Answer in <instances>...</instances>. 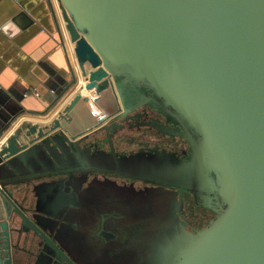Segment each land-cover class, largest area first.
Returning a JSON list of instances; mask_svg holds the SVG:
<instances>
[{"label": "water", "instance_id": "obj_1", "mask_svg": "<svg viewBox=\"0 0 264 264\" xmlns=\"http://www.w3.org/2000/svg\"><path fill=\"white\" fill-rule=\"evenodd\" d=\"M58 1L81 71L89 62L91 82L108 78L119 107L69 134L61 119L82 98L76 93L51 123L8 134L21 111L0 106V264H24L17 257L35 244L43 246L35 264H69L74 252L91 264H264V0ZM67 64L70 78L52 86L51 107L78 82L69 56ZM143 83L199 134H182L188 158L120 153L110 131V150L80 143L109 129L128 110L127 85ZM95 170L157 185L123 199L115 180L87 182ZM21 185L34 203L15 197ZM185 189L222 201L208 226L183 215ZM85 225L103 227L106 248L72 240Z\"/></svg>", "mask_w": 264, "mask_h": 264}, {"label": "crops", "instance_id": "obj_2", "mask_svg": "<svg viewBox=\"0 0 264 264\" xmlns=\"http://www.w3.org/2000/svg\"><path fill=\"white\" fill-rule=\"evenodd\" d=\"M55 13L63 27L65 45L61 44L55 27ZM73 46L64 28L58 0H0V106L10 105L21 111L8 134L28 123H51L76 93H81L82 98L61 119L69 134L89 129L117 107L111 81L104 78L91 82L88 77L94 68L86 62L87 75L83 74ZM67 56L75 63L78 82L51 107L56 97L52 86H59L61 79L70 78ZM85 97L89 99L84 100ZM108 104L114 106L110 108ZM48 108V113L43 114ZM100 129L103 128L82 137L80 143L96 140ZM25 191L24 185L15 187V197L24 203L25 198L28 203H34L32 189L28 190V197L24 196ZM17 259L27 263L26 253L22 251Z\"/></svg>", "mask_w": 264, "mask_h": 264}, {"label": "flooded vegetation", "instance_id": "obj_3", "mask_svg": "<svg viewBox=\"0 0 264 264\" xmlns=\"http://www.w3.org/2000/svg\"><path fill=\"white\" fill-rule=\"evenodd\" d=\"M127 97V108L128 110H122L119 117L114 121V122H110L111 120H109V122H107V125L109 126V129H107L104 125V136L102 137V139H96L94 141H91L89 146L92 149H96V148H106L108 150L111 149V141H110V137L108 136V132L110 131L112 134V142L114 145V148L116 151L120 152V153H125V152H132V151H147V152H152V151H168L165 148H159L156 147L155 145H148V144H142L140 146H138L137 148L134 149H120L117 147L116 145V138L117 135L123 131V130H130V131H134V130H141V129H147L148 131H152V132H158L159 134H168V135H172V136H177L179 138H181L184 142H186L188 144L189 147V154L184 157V158H178V159H186L190 156L191 154V145L189 143V141L187 140V138L182 135L183 133H185V128L183 127V120L175 117V122L172 121L171 119L168 118H164L161 115L155 113V109L153 108L155 101H157L155 99V94L153 92V90L146 84H142L141 86H131V85H127L126 90L124 91ZM119 105H117V107L111 112H115L116 110H118ZM102 126H100L99 128H101ZM167 126L171 127L172 129H174L175 131L179 132L180 134H176V133H170L167 130ZM98 129V128H97ZM114 129V132H113ZM125 139L127 140H131L132 137L127 135L125 137ZM133 140V139H132ZM170 152V150L168 151ZM171 153V152H170ZM172 154V153H171ZM173 155V154H172ZM174 156V155H173ZM177 158V157H176ZM107 178L109 179H113L117 182V184L119 186H117L118 190H117V194L122 196L123 199L124 198H128V196L131 194H133V192H138L140 189H145L146 186H153V185H157L154 184L151 181H146L144 179H135L132 177H128L125 175H113V174H109V173H103L101 171H90L89 175H88V180L87 182H91L93 180H103V181H107ZM86 182V183H87ZM132 184L135 185V187L132 186ZM133 188V189H132ZM136 190V191H134ZM105 193H109V192H105ZM206 194V193H205ZM181 195L184 198V207H183V215L192 223L193 227L196 228H200L197 225L194 224V222L185 214V210L187 208V204H189V201L191 200L192 203L197 206V207H201L202 209L208 211V213H205V215H209L211 214L213 217L217 215L218 211L217 209H219L221 207V205L223 204L222 201L219 198H215L214 194H209V195H204L202 196L200 193L197 194L196 192L190 191V190H183L181 192ZM101 196H106V198H111L110 196H107L103 193H101ZM113 198V197H112ZM190 199V200H188ZM114 200V199H113ZM111 204L114 203V201H108ZM116 204V203H115ZM119 209L124 210L122 207H120ZM96 210V209H94ZM101 210V209H100ZM103 231V227H89L87 225L83 226V228H78L77 232H74V239H72L74 242L77 243H81L84 246L86 245H90V244H99L101 246H105V243L107 242V240H105L104 237L102 236H98V234L100 232ZM73 233V231H72ZM111 233L114 234L116 233L117 235L119 233H122V230L120 228H113L111 230ZM38 241H42V239L40 237L37 238ZM120 240H118V238H115L114 241H110L111 243L117 244ZM42 247L41 245L35 244V246L28 248L27 249V263L26 264H35L37 259L40 256V252L42 251ZM106 248V246H105ZM90 260H88L86 257L83 258L80 255L77 256V254L74 252L73 253V262L70 261L71 263L69 264H91L89 262Z\"/></svg>", "mask_w": 264, "mask_h": 264}, {"label": "rangeland", "instance_id": "obj_4", "mask_svg": "<svg viewBox=\"0 0 264 264\" xmlns=\"http://www.w3.org/2000/svg\"><path fill=\"white\" fill-rule=\"evenodd\" d=\"M155 94V101L153 108L155 109V113L161 115L164 118L171 119L175 122V117H177L176 110L172 107H169L165 104L164 100L153 90ZM108 106L113 107L114 105L108 104ZM183 127L185 130H188L193 137L198 140L199 134H197L189 125L188 123L183 120ZM103 129H100L98 133L97 139H100L104 136V126H102ZM129 135L132 137L130 140H126L125 137ZM93 137H96L92 135ZM96 139V138H93ZM142 144H148V145H155L159 148H165L166 150H170V152L177 158H184L189 154V147L186 142H184L181 138L177 136H172L168 134H159L158 132H152L148 131L147 129H141L139 130H123L121 131L116 138V145L120 149H134ZM162 151V150H160ZM137 179V178H136ZM113 180V179H111ZM133 187H135L134 184H132ZM133 189V188H132ZM136 191V190H134ZM190 200V199H188ZM191 200L189 201V204H187V208L185 210V214L194 222L195 225H197L200 228L208 226L217 216H212L211 214L205 215V213H208V211L202 209L201 207L195 206ZM225 207V204H224ZM223 207V209H224Z\"/></svg>", "mask_w": 264, "mask_h": 264}, {"label": "built area", "instance_id": "obj_5", "mask_svg": "<svg viewBox=\"0 0 264 264\" xmlns=\"http://www.w3.org/2000/svg\"><path fill=\"white\" fill-rule=\"evenodd\" d=\"M38 93V92H37Z\"/></svg>", "mask_w": 264, "mask_h": 264}]
</instances>
